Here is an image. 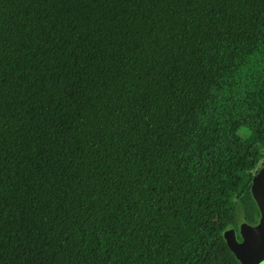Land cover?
<instances>
[{
	"label": "trees",
	"instance_id": "16d2710c",
	"mask_svg": "<svg viewBox=\"0 0 264 264\" xmlns=\"http://www.w3.org/2000/svg\"><path fill=\"white\" fill-rule=\"evenodd\" d=\"M262 149L264 0H0V264H175Z\"/></svg>",
	"mask_w": 264,
	"mask_h": 264
},
{
	"label": "water",
	"instance_id": "95a60500",
	"mask_svg": "<svg viewBox=\"0 0 264 264\" xmlns=\"http://www.w3.org/2000/svg\"><path fill=\"white\" fill-rule=\"evenodd\" d=\"M253 179L250 193L257 205L258 221L254 225L241 224L239 228L240 241L237 240L233 228L227 229L222 236L239 264H260L264 260V185Z\"/></svg>",
	"mask_w": 264,
	"mask_h": 264
},
{
	"label": "rangeland",
	"instance_id": "374dc122",
	"mask_svg": "<svg viewBox=\"0 0 264 264\" xmlns=\"http://www.w3.org/2000/svg\"><path fill=\"white\" fill-rule=\"evenodd\" d=\"M251 175H253L254 178L253 180H255V182L264 185V149H262V158L259 160L256 169L251 172ZM213 194L215 198V196L218 195V191L214 190ZM251 198L256 207L257 205L252 197V194H251ZM226 216H227L226 213L217 206L216 202H214L211 208V215L208 218V225L210 228L208 233L204 236V238L199 244L190 245L188 250L180 258H178L175 264H195L196 261L199 259L200 255L203 252H205L206 249H208L212 245V243L216 241L223 233L225 229L224 222L226 220ZM258 219H259V213H257L256 222ZM236 220L237 223L234 229L237 231L239 230L242 223H247L242 213L241 207H238L237 209ZM260 264H264V260Z\"/></svg>",
	"mask_w": 264,
	"mask_h": 264
},
{
	"label": "flooded vegetation",
	"instance_id": "af4514ba",
	"mask_svg": "<svg viewBox=\"0 0 264 264\" xmlns=\"http://www.w3.org/2000/svg\"><path fill=\"white\" fill-rule=\"evenodd\" d=\"M257 221H258V220H257ZM247 223H248V224H252V225L256 224V222H254V223H249V222H247ZM229 228H233V227H227V228H225L224 231H223V233H224L227 229H229ZM233 229H234V228H233ZM234 231H235V233H236V238H237V240L240 241L239 230L237 231V230L234 229ZM223 233L221 234V236H223Z\"/></svg>",
	"mask_w": 264,
	"mask_h": 264
}]
</instances>
